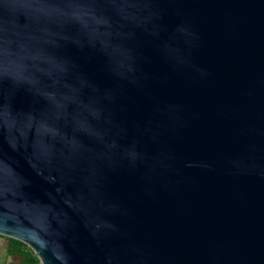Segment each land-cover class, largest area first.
<instances>
[{"label": "water", "instance_id": "95a60500", "mask_svg": "<svg viewBox=\"0 0 264 264\" xmlns=\"http://www.w3.org/2000/svg\"><path fill=\"white\" fill-rule=\"evenodd\" d=\"M0 235L264 264V0H0Z\"/></svg>", "mask_w": 264, "mask_h": 264}, {"label": "crops", "instance_id": "0c3cea01", "mask_svg": "<svg viewBox=\"0 0 264 264\" xmlns=\"http://www.w3.org/2000/svg\"><path fill=\"white\" fill-rule=\"evenodd\" d=\"M0 264H24L23 258L11 251V239L0 235Z\"/></svg>", "mask_w": 264, "mask_h": 264}, {"label": "trees", "instance_id": "16d2710c", "mask_svg": "<svg viewBox=\"0 0 264 264\" xmlns=\"http://www.w3.org/2000/svg\"><path fill=\"white\" fill-rule=\"evenodd\" d=\"M11 251L23 258L24 264H40L34 253L22 242L11 239Z\"/></svg>", "mask_w": 264, "mask_h": 264}]
</instances>
